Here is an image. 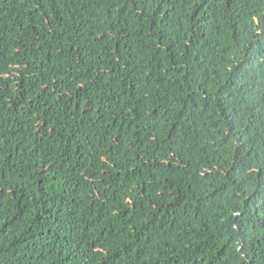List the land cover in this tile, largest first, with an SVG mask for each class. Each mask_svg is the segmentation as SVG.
I'll use <instances>...</instances> for the list:
<instances>
[{
	"label": "trees",
	"instance_id": "trees-1",
	"mask_svg": "<svg viewBox=\"0 0 264 264\" xmlns=\"http://www.w3.org/2000/svg\"><path fill=\"white\" fill-rule=\"evenodd\" d=\"M0 264H264V0H0Z\"/></svg>",
	"mask_w": 264,
	"mask_h": 264
}]
</instances>
